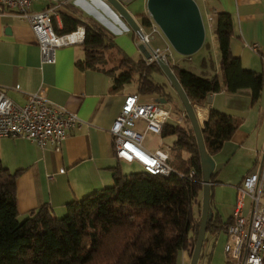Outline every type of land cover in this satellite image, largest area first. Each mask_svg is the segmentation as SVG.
Here are the masks:
<instances>
[{"label": "crops", "instance_id": "crops-1", "mask_svg": "<svg viewBox=\"0 0 264 264\" xmlns=\"http://www.w3.org/2000/svg\"><path fill=\"white\" fill-rule=\"evenodd\" d=\"M119 1L134 17L139 27L149 32L142 27L140 19L141 14L150 17L146 10L147 0ZM201 1L209 19L219 10L231 15L234 35L230 40V47L232 54L239 57L242 67L256 70L259 63L264 64L260 56L264 55V0ZM55 4H59L57 9L60 11L70 13L83 21L95 20L106 28L117 24V32L112 41L116 35L132 30L106 0H35L31 9L40 11ZM57 13L55 18L60 25ZM133 37L138 47L141 44L140 38L136 33ZM205 39L206 36L204 41ZM160 41L163 43L161 49L167 48L172 54L171 61L177 63L166 38L160 35ZM245 43L256 44L260 54L252 52ZM83 57L84 51L80 43L68 44L56 49L54 62L42 63L37 39L29 23L0 7V88L17 104H23L29 93L44 88L45 97L49 101L76 113L86 121L81 129L72 130L67 134L58 150L51 147L42 149L20 137H0L2 164L11 172L20 169L16 178V196L18 216L23 218L30 210L43 203H48L54 213L63 212L67 202L112 185L115 167L118 168V172L123 173L127 171L126 165L136 163L116 157L113 137L109 130L124 96L136 91H126L124 86L118 91H111L112 77L99 70H81L76 66L75 62ZM186 58L190 59L189 56ZM217 67L218 65L215 69ZM219 72L220 68L208 75L213 73L218 75L220 91L210 93L205 104L194 106V109L200 125L207 119L211 108L241 119L240 126L232 137L212 155L215 163L210 184L212 218L226 221L232 214L237 187L248 172L256 169L257 150L264 146V88L259 99L253 102L249 89L228 92ZM15 85L19 88L15 89ZM155 98L153 95L151 99ZM139 100L145 101L141 95ZM171 116L170 112V118ZM172 117L173 120L170 121L168 118L166 122L176 124L183 120L177 122L179 115ZM137 126L141 131L143 122L138 121ZM146 135L160 138L157 146H149L143 140V146L148 151L153 152L164 144L161 143V139L165 137L152 133ZM170 145L166 144L163 149ZM60 169H63V172ZM223 201L225 205L222 212L216 205L217 202ZM207 232L209 234L206 236ZM207 232L197 264H208V259L213 256V237L215 240L222 233L223 245L226 239L223 231L217 235ZM220 253L224 264L223 246ZM189 262V251L180 250L176 264Z\"/></svg>", "mask_w": 264, "mask_h": 264}, {"label": "trees", "instance_id": "trees-1", "mask_svg": "<svg viewBox=\"0 0 264 264\" xmlns=\"http://www.w3.org/2000/svg\"><path fill=\"white\" fill-rule=\"evenodd\" d=\"M56 12L60 18L58 25L52 17L56 33L84 27V57L75 62L79 69H95L112 77L111 91L122 89L137 77L138 93L169 101L170 92L153 77L154 72L163 74L156 61L145 60L143 55L133 60L119 50L122 63L117 68H103L101 53L115 46L109 32L95 20L83 21L60 9ZM214 14L213 32L225 89H249L255 102L264 88V73L242 67L230 47L234 35L231 15L222 10ZM140 19L142 27L149 30V17L141 14ZM167 63L192 106H203L210 93L220 91L217 74L200 76L171 59ZM240 123V118L211 108L201 124L208 154L218 152ZM160 136L174 138L168 147V162L183 177L178 173L164 177L144 170L122 174L115 167L112 185L67 202L62 217L55 216L52 207L43 203L20 220L16 196L20 169L11 172L0 160V264H176L180 250L187 249L191 254L200 218L194 216L192 203L202 189L195 136L189 122H166ZM191 169L195 175L189 178ZM230 222L211 218L206 232H225Z\"/></svg>", "mask_w": 264, "mask_h": 264}, {"label": "built area", "instance_id": "built-area-1", "mask_svg": "<svg viewBox=\"0 0 264 264\" xmlns=\"http://www.w3.org/2000/svg\"><path fill=\"white\" fill-rule=\"evenodd\" d=\"M34 1L0 0V7L29 23L37 39L41 62L52 63L57 48L83 42L84 27L77 26L69 33H56L52 17H55L59 4L34 11L31 9ZM149 19V32L140 27V43L150 54L145 60L163 59L167 62L172 57L170 51L150 45L158 26L150 17ZM245 46L260 54L256 44L245 43ZM260 56L264 60V55ZM14 88L18 89L19 86L15 85ZM184 116L185 113L182 112L177 122ZM168 118L170 110L164 104L153 99L140 101L138 92L125 95L109 129L116 157L136 162L150 174L167 177L178 173L168 162V148H157L151 152L143 146L145 135H160ZM138 121L143 122L141 131L137 126ZM85 123L76 113L49 101L45 97L44 88L29 93L23 104L15 103L0 88V137H20L42 149L51 147L58 150L67 134L81 129ZM257 155L256 169L248 172L237 187L231 222L225 230L224 264H264V146L257 150ZM60 171L63 172V169ZM178 174L180 177L184 176L182 173ZM194 175L193 169L187 173L189 178ZM199 182L202 184V181Z\"/></svg>", "mask_w": 264, "mask_h": 264}, {"label": "water", "instance_id": "water-1", "mask_svg": "<svg viewBox=\"0 0 264 264\" xmlns=\"http://www.w3.org/2000/svg\"><path fill=\"white\" fill-rule=\"evenodd\" d=\"M125 23L136 33L139 38H142V32L134 17L122 5L119 0H106ZM146 10L152 21L159 27L164 37L168 41L172 49L181 55H190L197 51L203 44L205 38V30L203 20L194 0H147ZM139 51L144 59L150 57L149 52L143 44H139ZM162 73L166 76L169 85L175 90L180 99L185 116L189 120L193 130L201 166L202 173V203L200 210L199 225L192 246L189 264H197L208 221L212 218L210 207V184L211 174L214 170V160L206 151L201 125L196 117L194 106L191 105L184 89L179 83L175 73L170 68L169 64L163 60H156ZM162 104L167 101L163 97L155 98Z\"/></svg>", "mask_w": 264, "mask_h": 264}, {"label": "rangeland", "instance_id": "rangeland-1", "mask_svg": "<svg viewBox=\"0 0 264 264\" xmlns=\"http://www.w3.org/2000/svg\"><path fill=\"white\" fill-rule=\"evenodd\" d=\"M196 4L198 5V8H199L202 20H203V24H204V30H205V36H206L204 45L200 49H198L197 51H195L194 53L190 55H181L175 52L172 49V47L171 49L174 55L173 58L177 60V63L180 67L190 70L191 72L197 75L207 76L208 74H210V72L212 71L214 72V70H219L220 68V64H219L220 54H219L218 42L213 32V28L216 24V17L211 14H210L211 15L210 19L207 17L205 9H204V3L201 0H196ZM116 27H117V24H115V26L113 25L108 28L104 26V28L106 29V31L109 32V35L112 38L117 32ZM120 31L123 32L121 28H120ZM134 34L135 33L131 30L129 33H123L122 35H118V36L116 35V37L113 39L116 47H112V46L108 47L103 51V53H101L104 59L103 64L101 65L103 68H106V69L117 68V66L120 63H122V57H121V53L119 52V50H121V52L124 55H126L127 57H130L133 60H137L142 55L138 47L135 45V41L133 37ZM160 35L164 37L163 33L158 27V31L154 33L155 37L150 41V45L152 47L158 46L160 49L163 48V43L160 41ZM188 56L190 57V59L186 58ZM217 65L218 67L217 69H215ZM256 70L264 71V64L261 65L259 63V65L256 67ZM219 73H221V70ZM153 77L156 81L160 83H164L165 85L164 87L166 91L170 92V99L169 101H167L166 104H164V106L170 110V112L172 113V116H178V115L180 116V114L182 113L181 112L182 108H183L182 103L180 99L178 98L175 90L169 85L166 76L164 74L154 72ZM124 88L126 91H132V92L136 91L137 92V77H134L131 82L125 84ZM139 95H141L142 99L144 100H149L153 96V95H144L140 93ZM172 116L170 118V121L173 120ZM186 119L187 117L184 116L183 121L182 122L180 121L182 125L188 124L189 120L187 121ZM159 140L160 138L158 136L146 135L144 137V143H148L149 146L159 145ZM172 141H173L172 137H165L161 139V143L164 142V144L160 145L159 147L163 148L166 144L167 145L171 144ZM121 165L123 166L124 164L121 163ZM125 169L127 171H123L122 174H129L132 172L141 171L142 167L140 165H136V163H133L131 165H126ZM201 203H202V194L200 193L198 200L192 203L193 214L194 216L198 218L200 216ZM224 205H225L224 201L217 202L216 207L219 209H222V212H223L224 208L222 207ZM54 214L57 217H62L65 214V210H63V212L56 211ZM18 218L20 220L23 219V217L21 216H18ZM208 234L209 233L207 232L206 236ZM222 236L223 234L221 233L217 238H215V240L213 237L212 241L214 244L212 245V249L214 250V254L210 260L208 259V264H222V260L220 256L221 255L220 251L223 246ZM206 243L207 242H205V244Z\"/></svg>", "mask_w": 264, "mask_h": 264}]
</instances>
